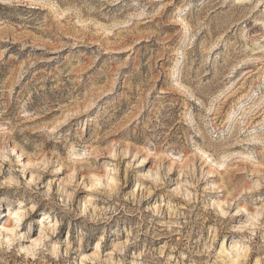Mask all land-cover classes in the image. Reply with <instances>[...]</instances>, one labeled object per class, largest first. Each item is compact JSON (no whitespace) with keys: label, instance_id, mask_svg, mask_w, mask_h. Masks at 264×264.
Listing matches in <instances>:
<instances>
[{"label":"rangeland","instance_id":"obj_1","mask_svg":"<svg viewBox=\"0 0 264 264\" xmlns=\"http://www.w3.org/2000/svg\"><path fill=\"white\" fill-rule=\"evenodd\" d=\"M0 264H264V0H0Z\"/></svg>","mask_w":264,"mask_h":264},{"label":"bare ground","instance_id":"obj_2","mask_svg":"<svg viewBox=\"0 0 264 264\" xmlns=\"http://www.w3.org/2000/svg\"><path fill=\"white\" fill-rule=\"evenodd\" d=\"M198 150H201V152H202L203 154H206V155H207V152H206L205 150L200 149V148H198ZM209 156H211V155H209ZM224 157H226V156H224ZM223 165H224V162H223V163H220V166H223ZM11 230L14 231L13 227L11 228ZM37 242H40V241L38 240ZM21 248H22V251H25V250H26V249L23 248V247H21ZM27 251H28V250H27ZM29 251H30V250H29Z\"/></svg>","mask_w":264,"mask_h":264}]
</instances>
